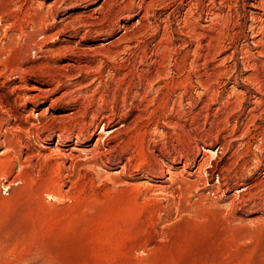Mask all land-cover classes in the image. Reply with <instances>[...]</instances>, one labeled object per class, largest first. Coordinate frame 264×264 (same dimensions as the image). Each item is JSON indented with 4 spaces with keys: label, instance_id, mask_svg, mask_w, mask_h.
Instances as JSON below:
<instances>
[{
    "label": "rangeland",
    "instance_id": "rangeland-1",
    "mask_svg": "<svg viewBox=\"0 0 264 264\" xmlns=\"http://www.w3.org/2000/svg\"><path fill=\"white\" fill-rule=\"evenodd\" d=\"M0 1V264H264L261 9Z\"/></svg>",
    "mask_w": 264,
    "mask_h": 264
},
{
    "label": "bare ground",
    "instance_id": "bare-ground-1",
    "mask_svg": "<svg viewBox=\"0 0 264 264\" xmlns=\"http://www.w3.org/2000/svg\"><path fill=\"white\" fill-rule=\"evenodd\" d=\"M200 1V0H199ZM251 1V2H250ZM250 1H248L249 3V5L248 6H250V7H252V8H254V9H261L263 12H264V0H250ZM1 2V1H0ZM222 2V1H221ZM211 4L214 6V0H212L211 1ZM218 4H221V3H218ZM19 5V4H18ZM196 5V4H195ZM223 5V4H222ZM210 6V5H209ZM194 7V6H193ZM191 8V7H190ZM189 8V9H190ZM208 8V7H207ZM212 8V7H211ZM7 8H2V9H0V15L1 14H3L4 13V11L6 10ZM195 10V9H194ZM228 10V9H227ZM190 11V10H189ZM190 12H192V10L190 11ZM212 12V11H211ZM218 12V11H217ZM216 12V9L212 12L214 15H215V17H217V15L218 14H216L217 13ZM188 13V12H187ZM204 13V12H203ZM208 13V12H207ZM191 14H194V13H190V15ZM189 15V16H190ZM214 15H212V16H214ZM207 16V15H206ZM210 16V15H209ZM209 16H208V18H209ZM227 16H229V15H227ZM191 17H192V15H191ZM199 17H200V15H199ZM190 18V17H189ZM192 18H194V17H192ZM226 18V17H225ZM195 19V18H194ZM193 19V20H194ZM200 18H197L195 21H194V24L192 23L191 24V26L193 25V29H191V30H193V33L197 36V37H199L200 39H202V40H204V41H206V40H208V43L210 42V40H212V39H214V38H212V36H210L209 34H208V32L204 29V24L203 25H201L200 23H198L200 20H199ZM212 19V18H211ZM221 19V18H220ZM190 20V19H189ZM188 20V21H189ZM192 20V21H193ZM188 21H186V22H188ZM230 22V21H229ZM185 23V22H184ZM190 23V22H189ZM217 23V22H216ZM185 25V24H184ZM190 25V24H189ZM216 25V24H215ZM188 26V25H187ZM190 26V27H191ZM206 26V25H205ZM194 27H197L198 28V31L196 30V29H194ZM261 27V26H260ZM189 28V27H188ZM223 28V27H222ZM221 28V29H222ZM258 28V27H257ZM190 29V28H189ZM218 31V30H217ZM263 31V30H262ZM215 33V32H214ZM262 33V32H261ZM217 34V33H216ZM221 34V33H220ZM215 36V35H214ZM213 36V37H214ZM217 37H219V36H217ZM216 40V39H215ZM264 42V41H263ZM262 42V43H263ZM200 43V42H199ZM213 43V42H212ZM258 43V42H257ZM201 45V44H200ZM210 45V44H209ZM212 45V44H211ZM214 45V44H213ZM207 46V45H206ZM262 51H264V50H262ZM255 67V66H254ZM257 68V67H256ZM160 71V70H159ZM223 74V73H222ZM260 92V91H259ZM11 93V92H10ZM0 94H3L2 92H0ZM9 94V93H8ZM12 94V93H11ZM2 96V95H1ZM5 96V95H4ZM4 96H2L3 98H4ZM8 97H9V95H8ZM10 99V98H9ZM14 100V99H13ZM15 102V101H14ZM2 103H4V101L2 102ZM1 103V104H2ZM5 103H8L7 102V100H6V102ZM16 103V102H15ZM15 103H13V104H15ZM12 104V105H13ZM8 105H10V104H8ZM105 123V122H104ZM128 124V123H127ZM103 127H105V125L103 126ZM119 129V128H118ZM117 130V127L116 128H113L112 129V133L114 132V131H116ZM122 130V129H121ZM117 132V131H116ZM123 132V131H122ZM111 133V134H112ZM42 139V141H46V140H49V136L48 135H43V137L41 138ZM65 146V145H64ZM206 151H209V149H205ZM86 151V150H85ZM55 152V151H54ZM210 152V151H209ZM70 155V154H69ZM201 168V167H200ZM169 176H170V174H169ZM171 177V176H170Z\"/></svg>",
    "mask_w": 264,
    "mask_h": 264
}]
</instances>
